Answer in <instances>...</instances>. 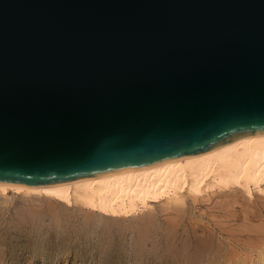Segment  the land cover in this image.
Returning a JSON list of instances; mask_svg holds the SVG:
<instances>
[{
    "label": "water",
    "instance_id": "water-1",
    "mask_svg": "<svg viewBox=\"0 0 264 264\" xmlns=\"http://www.w3.org/2000/svg\"><path fill=\"white\" fill-rule=\"evenodd\" d=\"M264 132V0H0V183L145 167Z\"/></svg>",
    "mask_w": 264,
    "mask_h": 264
},
{
    "label": "bare ground",
    "instance_id": "bare-ground-1",
    "mask_svg": "<svg viewBox=\"0 0 264 264\" xmlns=\"http://www.w3.org/2000/svg\"><path fill=\"white\" fill-rule=\"evenodd\" d=\"M263 183H264V132L244 135L233 141L224 143L210 150L199 152L193 155H186L145 167L121 170L100 176L85 177L67 182L42 184V185L0 183V193L7 194L9 192H13L14 194H24L27 196H32V198L34 196L36 197L35 199H37V197L38 199L39 198L44 199L43 200L44 204L46 202L45 200H47V204L50 205L47 207V212L45 211V209L42 210L44 206L42 208L39 207V209L38 207L34 208L35 206H32L33 209L30 208L31 210L29 212L31 218L33 220L37 219L39 222H44L45 217H47L46 219L48 220L49 219L55 220L58 225L62 224L63 216H64L63 212L64 211L67 212L66 209H63L62 207L64 205L68 209L69 207H74V208L78 207L84 209L85 211H87V215L85 219L89 221L96 219L98 215H101L103 217L104 216L112 217V219L115 218L117 219V222L119 224H123L126 222V218L135 217L134 222H143L148 225L154 223L155 221V214L153 213L152 209H150V206L152 204L158 202H164L166 204L183 205L186 201V198L188 197H191L193 200H195L198 198V196H200L207 190L218 188L220 190H224L223 192L226 194L224 195L226 197V199L224 200L225 202L224 203L222 202L225 207V209L224 208L223 209H224V213L229 211L230 215L227 214L226 219L223 220L225 214L223 215L221 213L223 216L222 219L218 217V219H213L212 222H208V223H205L203 221L205 223L204 225H200L198 221L192 222L191 223L192 225H190V227H188L187 229L186 237L184 238V240L183 239L181 240L179 236L175 233L172 242L179 243L181 240L182 244L183 245L185 244L183 248H186V251L182 250L184 252L183 260L185 264H200L202 262H206V264H219L223 262L227 263L228 260L235 258L234 255L240 249L257 248L264 245V199L263 202L261 201L262 202L261 203L255 201V199L251 201V198L249 197L250 201L248 199L247 201L246 200L247 196H243L244 194L241 193V191L239 193L241 195L243 194L242 197H245V201L241 202L242 197L236 196L238 190H242V192L252 196L253 195L252 188L254 187L257 188L258 190H262ZM235 196L241 198V200H239V198L235 199L234 198ZM260 196L258 199L262 200V197ZM35 199L33 198L32 201ZM51 201H57L62 205L57 206L59 204H57L56 202L57 205L55 204V206H53L54 204L52 205ZM38 202H36L35 200L34 203L40 204L41 206V203ZM4 212H6V210H4ZM11 213L14 212L12 211ZM175 214L176 213H174L173 217H177ZM67 216H69V214ZM24 217L25 216H23L22 218ZM172 220H171L172 222L170 223L172 229L175 232L179 231L180 218L172 219ZM117 222L115 221L116 224ZM238 222H242L241 224L242 226L237 229L238 231L239 230L242 231V233L240 232L229 233V231H231L233 227L231 226L232 228L228 229L227 225L228 224L234 225L235 223ZM22 223L24 222L22 221ZM56 223L55 225H57ZM243 231H247L248 233L246 232L244 233ZM55 232H57V230ZM181 235L183 234L181 233ZM71 239H67V240L69 241ZM77 239L79 240V238ZM88 240L90 239L88 238ZM79 241H81V239ZM169 241L171 243V240ZM76 242L78 241L76 240ZM68 243L71 244V242ZM59 246H61V244ZM176 247H173L172 249ZM90 249L92 248L90 247ZM169 251H171V249ZM245 251H243V253ZM172 253L176 255L178 252L173 250L171 254ZM153 256L155 257V254ZM173 257L174 255H172V257L170 258ZM250 257L251 256H249V258ZM176 262H178V259ZM230 262L231 261H229V263Z\"/></svg>",
    "mask_w": 264,
    "mask_h": 264
},
{
    "label": "rangeland",
    "instance_id": "rangeland-1",
    "mask_svg": "<svg viewBox=\"0 0 264 264\" xmlns=\"http://www.w3.org/2000/svg\"><path fill=\"white\" fill-rule=\"evenodd\" d=\"M223 191L224 190H220L218 188L207 190L206 192H204L203 194L198 196V198L195 200H193L191 197L186 198V201L183 205L166 204L164 202L154 203L150 206V209H152L153 213L155 214V221H154V223H151L148 225L143 223V222H134L135 217L126 218V222L123 224H119L117 222V219H115V218L112 219V217H108V216L103 217L101 215H98V217L96 219L89 221V220L85 219L86 215H87V211H85L84 209H81L78 207H75V208L69 207V209H70L69 210L64 205L62 207H63V209H66L67 212H65V211L63 212L64 216H63L62 224L58 225L55 220H52V219L48 220V219H46L47 217H45L46 220L44 219V222H39L37 219L33 220L31 218L29 211L31 209H33L32 206H35L34 208L38 207V209H39V207L42 208L44 206L42 208V210L45 209V211L47 212V207L50 206L49 204H47V200H45L46 202L44 204V201H43L44 199H40V198L38 199V197H37V199H35L36 197L33 196V198L36 200V202L39 201L38 203H41V206H40V204L34 203L35 200L32 201V199H33L32 196H27L24 194H14L13 192H9L7 194L0 193V220H1L0 221V228H1L0 229V249L1 250L3 249L2 252L0 250V264H5V263L6 264H114V263H117V264H121V263L122 264H141V263L142 264H150V263L162 264V262H163V264H172V263L173 264H176V263L177 264H179V263L185 264V262L183 260V256H184L183 251H186V248H183V246L185 244L183 245L181 240L182 239L184 240V238L186 237L187 229H188V227H190V225H192L191 223L198 221V223H200V225H204L205 223L212 222L213 219H218V217L220 219H222V217H223L222 214L223 215L225 214L224 215L225 218L223 217V220L226 219L227 214L230 215L229 211L224 213L225 207H224L223 203L225 202L224 200L226 199V197L224 195H226V194ZM225 191H228V190H225ZM240 191H241V193L244 194V195L242 194L243 196H247L246 200L247 199L249 200L251 198V201L255 199V201H258V202L262 201L263 202V199H264V197H263L264 196V183H263V189L262 190H258L257 188H254V187L252 188V193H253L252 196H250L247 193L242 192V190H238L236 196L242 197V195L239 193ZM259 194L260 195L262 194V195L260 196ZM24 196H26V197H24ZM236 196L234 198L238 199L239 197H236ZM259 196L262 197V200L258 199ZM22 200H24V201H22ZM239 200H241V198H239ZM220 201H221V203H220ZM242 201L243 202L245 201V197H242L241 202ZM25 202H27L29 204H27ZM51 202H48V203H51L52 205L54 204L53 206H55L57 201H51ZM42 203H43V205H42ZM57 204H59V205H57ZM57 204H56L57 206L62 205L59 202H57ZM45 205H47V206H45ZM238 206H240V205H238ZM4 210H6V212H4ZM26 210H27V212H26ZM12 211L14 213H11ZM23 211H25V212H23ZM173 212L176 213L175 215L177 217H173V215H174ZM215 212L217 215L215 214ZM15 213L16 214L18 213V214L16 215ZM13 214H15V215H13ZM68 214H69V216H67ZM171 215H172V217H171ZM218 215H220V216H218ZM23 216H25V217L22 218ZM177 218L178 219L180 218V220H179L180 221V226H179L180 228H179V231L175 232L172 229L170 223L173 221L172 219H177ZM22 219H24V220H22ZM29 219H30V222H29ZM114 220L117 222L118 225L115 223ZM22 221L24 223H22ZM52 223H53V226H52ZM55 223L57 225H55ZM114 223L116 224V226ZM140 223H142V224H140ZM108 224H110V225H108ZM241 224H242V222L235 223L234 225H232V224H228V225L225 224V225H227L228 229L233 227L231 229V231H229V233H239V232L242 233V231L237 230L239 227L242 226ZM106 227L108 230L106 229ZM50 228H52V229H50ZM72 228H74V229H72ZM56 230H57V232H55ZM74 230L79 236L74 232ZM51 231L54 232L55 237H54L53 232H51ZM243 232L248 233L247 231H243ZM175 233L181 239L179 243H173L172 242L174 239L173 237H174ZM181 233L183 235H181ZM76 236H78V237H76ZM85 237H86V239H85ZM77 238H79V240L81 239V241H79ZM88 238L91 241L88 240ZM67 239H71V240L68 241ZM62 240H63V243H62ZM76 240L78 242H76ZM169 240H171V243ZM64 241H65V243H64ZM68 242H71V244ZM72 242L73 243L75 242V243L73 244ZM60 244H61L63 250H62L61 246H59ZM62 244H64V245H62ZM7 245H8V248H7ZM36 245H38V246H36ZM181 245H182V247H181ZM163 246H164V248H163ZM83 247H84V249H83ZM90 247L92 249H90ZM173 247H176V248L172 249ZM71 248H73V249H71ZM263 248H264V245L257 247V248L240 249L234 255L235 258L228 260L227 263L223 262V263H219V264H264ZM81 249H83V250H81ZM103 249H104V251H103ZM170 249H171V251H169ZM41 250H43V251H41ZM49 250H50V252H49ZM173 250H175L178 253L176 255L174 253L171 254V252ZM71 251H72V253H71ZM243 251H245V252L243 253ZM68 252H69V254H68ZM104 252H105V254H104ZM167 253L169 256L167 255ZM154 254H155V257L153 256ZM172 255H174V257L170 258V257H172ZM50 256H51V258H50ZM249 256H251V257L249 258ZM65 257H66V259H65ZM177 259H178L179 263L176 262ZM180 259H181V261L183 260L182 261L183 263L180 261ZM15 261H16V263H15ZM229 261H231V262L229 263ZM200 264H206V262H202Z\"/></svg>",
    "mask_w": 264,
    "mask_h": 264
}]
</instances>
